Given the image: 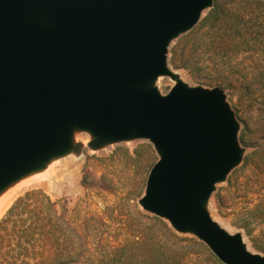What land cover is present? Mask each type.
Instances as JSON below:
<instances>
[{
  "label": "water",
  "instance_id": "95a60500",
  "mask_svg": "<svg viewBox=\"0 0 264 264\" xmlns=\"http://www.w3.org/2000/svg\"><path fill=\"white\" fill-rule=\"evenodd\" d=\"M213 0H0V191L69 149L148 139L159 153L142 207L204 241L223 264H264L208 214L215 183L240 162L238 122L222 88L152 82L172 38Z\"/></svg>",
  "mask_w": 264,
  "mask_h": 264
},
{
  "label": "rangeland",
  "instance_id": "374dc122",
  "mask_svg": "<svg viewBox=\"0 0 264 264\" xmlns=\"http://www.w3.org/2000/svg\"><path fill=\"white\" fill-rule=\"evenodd\" d=\"M210 8L204 9L195 26L171 39L167 67L174 76L160 75L151 86L161 95H166L178 80L189 87L222 88L238 122L241 160L225 180L215 183L204 206L223 229L241 234L247 249L258 253L252 236L263 232L264 227L255 224L252 235H248L241 222L264 202V191L247 180V162L255 151L264 149V80L255 70L250 51L240 52L233 59L235 69L221 74L203 68L209 58L206 55L192 63L185 62L182 49L199 39V24ZM96 140L90 131L74 128L69 149L6 185L0 195L7 190L18 191L0 217V234L15 200L27 190L41 189L58 214L64 215L82 235L81 245L76 244L75 249L93 255L66 264H223L195 234L175 230L167 219L146 211L140 204L149 171L160 157L148 139L103 143ZM33 172L39 176L16 188L21 179ZM98 221L110 227H102ZM155 244L162 245L169 254L154 253ZM108 250L111 257H102L103 251Z\"/></svg>",
  "mask_w": 264,
  "mask_h": 264
},
{
  "label": "trees",
  "instance_id": "16d2710c",
  "mask_svg": "<svg viewBox=\"0 0 264 264\" xmlns=\"http://www.w3.org/2000/svg\"><path fill=\"white\" fill-rule=\"evenodd\" d=\"M199 25V39L182 49L186 63L206 55L209 58L203 68L221 74L235 69L233 59L240 52L250 51L255 70L264 80V0H213ZM247 174L249 184L264 191V149L253 153L247 162ZM261 194L264 196V192ZM7 218L0 234V264H66L91 256L75 249L76 244L81 245L82 235L64 215L58 214L54 203L41 189H30L19 196L7 211ZM98 223L110 227L104 222ZM241 223L248 235H252L253 225L264 227V202ZM252 241L255 250L264 255V231L253 234ZM152 251L160 256L169 254L160 244L152 246ZM111 255L109 250L101 254L105 258Z\"/></svg>",
  "mask_w": 264,
  "mask_h": 264
},
{
  "label": "bare ground",
  "instance_id": "6f19581e",
  "mask_svg": "<svg viewBox=\"0 0 264 264\" xmlns=\"http://www.w3.org/2000/svg\"><path fill=\"white\" fill-rule=\"evenodd\" d=\"M38 173L37 172H33L30 173L29 175L25 176L23 179H21L17 184H16V188H18L19 186H21L22 184H28L33 178L38 177ZM7 190L5 192H3L0 195V217L3 215L4 211L7 210V208L10 206L13 198L15 197V195L17 194V189L16 190ZM13 191V193H11Z\"/></svg>",
  "mask_w": 264,
  "mask_h": 264
}]
</instances>
